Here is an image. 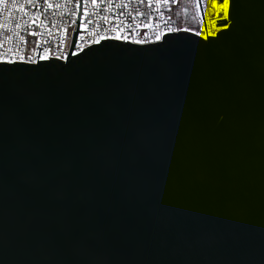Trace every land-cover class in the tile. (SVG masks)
<instances>
[{"label": "water", "instance_id": "water-1", "mask_svg": "<svg viewBox=\"0 0 264 264\" xmlns=\"http://www.w3.org/2000/svg\"><path fill=\"white\" fill-rule=\"evenodd\" d=\"M81 9L67 60L0 63V264H264V0L73 54Z\"/></svg>", "mask_w": 264, "mask_h": 264}, {"label": "built area", "instance_id": "built-area-1", "mask_svg": "<svg viewBox=\"0 0 264 264\" xmlns=\"http://www.w3.org/2000/svg\"><path fill=\"white\" fill-rule=\"evenodd\" d=\"M200 1L204 18L199 0H82V32L73 54L102 39L149 44L167 33L187 31L204 38L228 28L229 0L227 4L225 0ZM79 10L80 0H4L0 3V63H37L50 57L67 60ZM225 18L227 27L218 25L217 20Z\"/></svg>", "mask_w": 264, "mask_h": 264}, {"label": "snow or ice", "instance_id": "snow-or-ice-1", "mask_svg": "<svg viewBox=\"0 0 264 264\" xmlns=\"http://www.w3.org/2000/svg\"><path fill=\"white\" fill-rule=\"evenodd\" d=\"M3 2H4V0H0V3H3ZM227 2H228V0H225V4H227ZM223 27H227V25L225 24V25H223ZM210 34H211V32H210ZM204 38L207 39V36Z\"/></svg>", "mask_w": 264, "mask_h": 264}]
</instances>
